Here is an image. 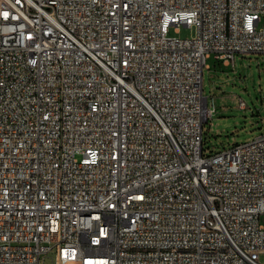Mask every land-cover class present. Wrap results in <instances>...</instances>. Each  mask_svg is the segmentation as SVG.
Returning <instances> with one entry per match:
<instances>
[{"label": "built area", "instance_id": "1", "mask_svg": "<svg viewBox=\"0 0 264 264\" xmlns=\"http://www.w3.org/2000/svg\"><path fill=\"white\" fill-rule=\"evenodd\" d=\"M248 54L264 0H0V264H264V133L204 151Z\"/></svg>", "mask_w": 264, "mask_h": 264}, {"label": "rangeland", "instance_id": "2", "mask_svg": "<svg viewBox=\"0 0 264 264\" xmlns=\"http://www.w3.org/2000/svg\"><path fill=\"white\" fill-rule=\"evenodd\" d=\"M171 35L190 38L194 30L182 28ZM204 70V96L215 98L213 117L204 125V151L218 153L264 133V55H237L236 65L209 60ZM240 99L247 108L239 107ZM49 255L44 264H52Z\"/></svg>", "mask_w": 264, "mask_h": 264}]
</instances>
